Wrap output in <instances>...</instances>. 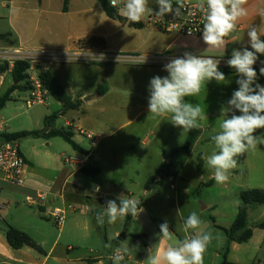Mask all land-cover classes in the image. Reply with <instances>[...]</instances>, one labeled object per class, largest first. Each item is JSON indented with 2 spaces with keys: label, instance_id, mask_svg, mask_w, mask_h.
I'll return each mask as SVG.
<instances>
[{
  "label": "crops",
  "instance_id": "obj_1",
  "mask_svg": "<svg viewBox=\"0 0 264 264\" xmlns=\"http://www.w3.org/2000/svg\"><path fill=\"white\" fill-rule=\"evenodd\" d=\"M190 1L199 2V0ZM61 2L62 9L54 12L50 7L52 0H0V33H10V37L7 41H0V47H30L27 44L29 41L34 40L35 35L38 34L41 29L42 23L49 25L55 23L56 19H54L52 15H57V19L60 18V16L70 15L72 14L73 4L77 5L76 0H70L68 11L64 12V0H60V4ZM87 3L92 2L85 0H80L78 2L81 6L86 5ZM149 4L156 8L154 12L158 11L156 0H149ZM246 8L248 9V15L238 21L236 32L225 38V47L221 49L209 48L203 42L202 38H187L160 31L147 24L149 15L140 22L143 24L142 28L131 27L135 31L147 28L149 30L148 34L137 36L131 43H126L127 37L118 35L117 32L121 29V27H119L116 31L109 33L108 35L111 36H107V38L99 36L97 39L101 42L99 46L92 43L76 44L72 50H81L83 53L90 54L103 53L106 55H157L159 53L166 52L177 57H182L185 52H189L197 56H211L215 59H219L221 61L219 70L225 74L226 82L217 83L213 80L203 86L202 90L206 94H208V89L213 90L212 101L219 105V109H221L222 106L226 105L230 98L227 91L229 90L230 92H233L237 87L236 82L229 79L231 76H237L235 69H232L231 72H227L226 67L223 64V60L230 58L233 49H242L243 47H249L250 49V45L248 43L249 38L247 36L249 26L253 25L260 27L264 24V19H262L260 15V13L264 11V0H248ZM83 13L84 11L82 14ZM152 15L155 14L153 13ZM109 20L111 27L113 28L118 26L117 24L128 25L127 23H122L111 18H109ZM233 37H235V39H233ZM262 38H264V36H262L261 39ZM49 65L46 64L44 67L51 70ZM164 65V63L125 64L119 62H103V90H101L100 93L96 92L94 96L95 100H101L103 98V163L101 162L102 158L100 157L101 150H99V146L95 149L93 155L87 161L88 166L99 168V172L95 176L85 175L81 172V169L73 166L75 167L74 171L73 169L71 173L68 171L62 179H57L56 181L49 180L42 175L43 173H41L40 169L32 162L30 156L22 150L19 143L21 152L27 162L25 185L17 186L5 181H0V198L2 199L0 201V264H113L110 257L113 254V248L116 246H126L129 248V252L122 264H140V262L147 259L149 255V248L152 247V251L155 252L157 247L163 249L168 244H172L176 240H182L184 238L185 233L181 229L183 219L187 218L189 212L186 210L183 212L181 210L179 197L181 195V191L186 192L187 189L185 186L180 184H171V186L174 185L172 188H174L175 206L171 203L168 205L167 203H164V205L162 204L165 208L164 211L160 210L161 204L160 200L158 201L155 197L156 194H154V197L151 196L154 192V187L151 188V185L155 182L160 183L163 180L157 173L159 166L165 161V154L169 153L174 148L181 146L186 141L188 136V131H182L181 128L173 126V124L167 120L166 117H153L149 114L148 98L150 79L156 75L161 77L168 75V73L163 70ZM12 84L13 79L10 72L0 75V89H5L6 92ZM28 96L25 98L26 105H28ZM49 97L50 95H48V98ZM79 98L82 101L80 106L81 108L84 105V101L82 99L86 98V95ZM205 100L209 103L211 102V99ZM73 111L74 110H68L61 113V115L70 116V118L65 119V123L68 125L67 128L73 131V140L87 151L89 146H85L83 143V141H86L87 139H85L82 134L76 135L74 129L80 128L84 131L93 132L95 126L87 124L86 128H81L80 126L74 124L75 118L71 116V112ZM52 115L53 114L46 115L44 117V123L46 118ZM210 115L211 113L206 112L205 119L200 121L202 127L199 128L201 131L199 138L197 139L194 149L185 162L179 176L167 179L178 180V178H180V175L184 172V169L194 150H196L198 145L206 139L205 137L208 131L218 133V124H216L215 119H212L214 117L219 118L220 114L214 115L213 117ZM77 119L80 120L79 118ZM143 119L144 121L141 122L138 127L136 126L131 131H127L123 137L117 138L115 135L117 130L112 131L109 129V124L112 122H118L117 124L122 123L117 128L120 129L121 127L129 124L133 125L137 121ZM147 123L149 124L148 126ZM55 125V120L54 126L50 123L52 128H54ZM146 127L151 129L149 134L151 135V142L153 144L152 147L140 153V155L136 157V160L129 158V153L136 150L137 138L140 134L139 132ZM44 128H41L40 130ZM0 130H3L2 126H0ZM4 133L16 132L4 131L0 133V137ZM50 139H45L47 140V145L49 146H51L53 142ZM76 152L78 154L81 153L78 151ZM244 159H246V154ZM129 165L135 168L133 172L134 174H130L129 171L126 170L127 167H130ZM141 166L149 169V171L145 173L146 175H144V178H140L138 176L140 175L138 168ZM202 167L203 160L201 168ZM77 173L97 179V182L101 180L99 178L103 177V180H101L102 183L99 182L100 184H96L101 186V191L96 192L93 189L90 190L93 194H87L83 185L71 180L72 176ZM152 179L154 180L150 182L151 184L149 186H147L149 181ZM211 183L212 181H209L204 185H210ZM11 190H14L17 194H15V196H24L26 201H28V198L35 199L38 196L39 191L48 192V197L37 203H30L28 201L31 205H37L38 211L31 208H19L15 209V212L18 213L11 215L10 205L12 200L10 198L12 197H1L3 192L7 193ZM157 191L160 192V189L158 188ZM121 194L126 197H135L139 199L141 201V207L144 211L139 214L137 219L132 218L129 222H127L126 217L123 221L118 220L112 225L107 223V227L110 230H106V243L110 242L113 245V248L105 247L103 250L93 251L81 246V244L74 246L72 242L70 243L69 241H64L61 233L56 234L52 225H49V222H47L52 211V208L47 205V199L50 196L61 199L63 207L68 205L70 202H83L86 206L84 210L85 212L89 210V204H92L93 213L96 214L99 212L97 210L98 207L102 206L100 204V197L103 198L104 204H106V201L108 200H116L119 204L118 197ZM143 197L145 201H148L147 204L143 201ZM50 202L53 205L55 203L54 199ZM48 208L50 210H48ZM157 209L159 212H157ZM85 212H83V214H86ZM19 213H21L22 216H20ZM165 220L168 221L170 231L173 234L172 240L163 238L160 234V227L156 225V222L159 221L160 223H163ZM136 222L145 227V232H143L142 237L138 236L139 234H130L129 232L128 226L130 225V228H132V223L135 224ZM206 225L209 226L205 220L202 225L205 230H207ZM8 226H13L30 236L42 248V252H38L27 246L20 249L11 247L7 242L5 235ZM62 227L59 228V231ZM127 228L128 231L125 238H121L122 231ZM83 231L86 233L88 232L87 226L83 227ZM130 235H132V239H130ZM243 244L233 242L230 246V251L235 252L236 250H239L240 246ZM220 249L223 248H217L215 251V258L219 256L218 253ZM227 260L233 263L246 264V262L240 259L229 260L227 258ZM213 263L216 264V260L215 262L213 261ZM222 263L223 261L217 262V264ZM255 263L263 264L264 262L258 260Z\"/></svg>",
  "mask_w": 264,
  "mask_h": 264
},
{
  "label": "rangeland",
  "instance_id": "obj_2",
  "mask_svg": "<svg viewBox=\"0 0 264 264\" xmlns=\"http://www.w3.org/2000/svg\"><path fill=\"white\" fill-rule=\"evenodd\" d=\"M73 4L72 14L60 16L57 19V15L54 17L55 23L41 24V29L38 34L35 35L34 40L28 42V46L34 48H45L59 52H67L73 49L77 44H94L99 46L100 40H97L99 36L106 37L116 31L119 27L121 29L117 32L118 35L127 37L126 43H131L137 36L147 35L149 30L143 29L135 31L133 28L124 24H117L116 27H111L108 16L103 12L100 3L97 0H85L92 3L86 5ZM153 11L156 10L153 6ZM52 11L61 10L62 2L60 0H52ZM85 9V10H83ZM84 13L82 14V12ZM57 16V17H56ZM53 19V20H54ZM109 63V62H107ZM121 63V62H119ZM50 67V71L58 78L61 85L74 99H77L83 95L84 105L80 109H76L71 112V116L75 118L74 124L81 128H86L87 124L94 125V134L101 137L98 146L100 151V157L103 163V98L94 99L96 92L103 90V62H87L82 60H64L57 62L46 63ZM105 64V63H104ZM259 68L256 67L258 74V83L264 86V76H259ZM238 76H231V81H236ZM235 90L238 88V85ZM100 88V89H99ZM208 94L200 93L196 97H186L185 99L193 104H200L206 112L211 113V117L221 114L219 105L212 101L213 90L208 89ZM5 92V89H0V96ZM231 98L232 92L227 91ZM28 96L27 90H17L12 94V100L7 105L0 109V126L3 127L1 132H18L24 130H40L45 127L44 117L46 115L55 114L56 118L51 121V125L56 121L54 128L61 129L67 128L65 119L70 118L68 115H61L62 104L56 101L54 98L49 97L46 104L33 105L29 107L25 103V98ZM204 98V99H203ZM229 98V99H230ZM205 99H211V102H207ZM88 101V103H87ZM226 106V105H224ZM84 111V112H83ZM240 113L237 111L236 113ZM79 118L80 120H78ZM142 119V118H141ZM217 125L218 132L220 131L219 123L220 117H214ZM143 120L137 121L135 124H129L120 129H117L122 123L117 124L112 122L109 125V129L116 131V137H123L127 131H131L134 127H138ZM149 124L147 123V126ZM54 126V125H53ZM76 135H79V131L74 129ZM149 127L140 131L137 138V147L132 153H129V158L136 160V157L143 151H146L152 147L151 135ZM92 132V133H93ZM264 132V130H258ZM217 134L216 132L208 131L206 139L201 142L197 149L194 150L189 162L187 163L184 172L177 179H163L160 183H154L151 188L154 187V192L151 195L160 200V210L164 211V203L172 204L175 206L174 188L171 184H177L185 186L186 192L181 191L179 197V204L181 210L189 212L196 211L201 219L209 224L207 230L212 233L213 239L208 245L204 254V264H216L223 261L225 251L227 248V236L222 227L226 229L230 228L235 220L238 208L241 205L240 194L242 191L251 189H264V145L258 146L255 151L246 152V159L238 162V167L231 170L229 181L225 184H217L213 178L212 172L206 166V157L211 155L215 150V144L211 137ZM86 139V138H85ZM52 145H47V140L43 138H36L33 136L20 139L19 143L22 150L27 153L32 162L40 169L42 175L49 180L62 179V177L75 167H70L64 164L63 160L65 156H77L78 153L61 137H54L52 139ZM85 146H89L88 140L83 141ZM97 146V147H98ZM90 147V146H89ZM88 147V148H89ZM201 155V156H200ZM128 156V155H127ZM203 160V167L199 165V159ZM136 164V162H135ZM126 168L130 174L135 170L134 167ZM138 171L140 178H144L145 173L149 171L147 167H139ZM134 174V173H133ZM103 180L102 178H99ZM71 180L77 182L85 187L87 194H90L93 190L96 191L97 179L87 177L81 173H77L72 176ZM212 181L210 185H204L205 183ZM102 183V182H101ZM100 184V183H99ZM179 187V186H178ZM160 189V192L157 189ZM180 189V188H178ZM12 191V192H11ZM2 193V198L10 196L12 203L10 205V214L14 215L15 209H34L38 211L37 205H31L24 196H15L14 190ZM93 194V193H91ZM5 195V196H4ZM17 195V194H16ZM55 201L54 205L50 202ZM2 199L0 198V201ZM147 200V199H146ZM143 201L147 202L144 200ZM1 204V203H0ZM163 204V205H162ZM47 205L54 211V207L65 209L66 218L62 229L59 231V227L52 219L51 213L49 215V225H52L54 231L63 235L64 241H69L74 246L81 244L88 250H103L106 244V230H110L107 227V218H105V224L103 226L98 225L96 222V214L93 213V205L89 204V210L84 211L86 206L83 202H70L63 207L62 201L59 198L50 196L47 199ZM153 205V204H152ZM48 210H50L48 208ZM98 211H103V207L99 206ZM85 212L86 214H83ZM157 212L159 210L157 209ZM22 216L21 213H19ZM20 218V217H19ZM10 219V217H9ZM11 220V219H10ZM159 220V219H158ZM19 222V221H18ZM264 222V206H249L248 210V225L253 230L252 238L246 243L240 246L239 250L235 252H227L225 256L229 260L240 259L246 264L255 263L258 260L264 262V229L259 227L258 224ZM20 224V223H18ZM161 223L158 221L156 225ZM132 228L128 226L130 234H139L142 237L145 232V227L142 224L136 222L132 223ZM218 225V226H217ZM87 226L88 232L83 231V227ZM222 226V227H221ZM23 228V227H22ZM128 228L122 231L127 233ZM121 234V235H122ZM132 239V235H130ZM220 246V247H219ZM223 246V247H221ZM217 248H223L219 251V256L215 258V251Z\"/></svg>",
  "mask_w": 264,
  "mask_h": 264
},
{
  "label": "clouds",
  "instance_id": "obj_3",
  "mask_svg": "<svg viewBox=\"0 0 264 264\" xmlns=\"http://www.w3.org/2000/svg\"><path fill=\"white\" fill-rule=\"evenodd\" d=\"M111 7L117 9L120 16L132 23H139L153 13L158 17L172 14L180 17L186 0H156L158 11H153L149 0H109ZM248 0H199L198 8L203 13L202 40L213 49L225 47V38L236 32L238 21L248 15ZM264 19V11L260 13ZM192 29L188 35H192ZM249 47L233 49L227 66L235 69L238 76V88L232 92L226 106H222L220 114V131L211 137L215 150L206 157V166L212 172L217 184L229 181L231 170L238 167L237 157L249 151H255L264 145V86L258 83V74L254 65L259 55H264V24L260 27L250 25L247 30ZM235 39V37H233ZM85 55L94 60H103L104 56ZM119 57H117L118 61ZM146 56L137 57L135 63L142 64ZM221 61L211 56H197L185 52L182 57L173 58L164 65L166 76L156 75L150 79L148 111L153 117H166L173 126L189 131L201 128L200 121L205 119L204 109L200 104L187 101L186 97H196L202 87L215 80L226 82V76L219 70ZM259 76H264V61H260ZM237 111L240 113L237 115ZM98 190V189H97ZM119 204L116 200L106 201L103 211L96 213L98 225H109L118 220L123 221L131 216L137 219L144 211L141 201L135 197L121 194ZM204 221L196 211H192L183 219L182 231L185 236L165 248L148 249L147 259L140 264H204V254L211 243L212 233L202 225ZM160 234L167 240L173 239L169 223L165 220L159 225ZM106 248H113L109 242ZM129 252L126 246H116L110 259L113 264H122Z\"/></svg>",
  "mask_w": 264,
  "mask_h": 264
},
{
  "label": "built area",
  "instance_id": "obj_4",
  "mask_svg": "<svg viewBox=\"0 0 264 264\" xmlns=\"http://www.w3.org/2000/svg\"><path fill=\"white\" fill-rule=\"evenodd\" d=\"M199 2H192L186 0L185 8L182 10L180 17H174L172 14H167L164 17H158L156 15H150L147 24L157 28L165 33L176 34L181 37L187 38H202V19L203 13L198 8ZM175 6V5H174ZM192 29V35H188V30ZM104 56L103 60H94L81 52V50H70L67 52L51 51L42 48H32L19 46L15 48H3L0 47V61L8 62L12 67L16 61H24L29 64L28 68V81H29V96L27 99L28 106L46 104L49 92L43 86L39 77L41 70H45L44 65L48 62H57L64 60H82L87 62H121L125 64H136L137 57L146 56V61L142 64L150 63H168L173 58H178L166 52L159 53L157 55H133V54H116L106 55L103 53H93L94 56ZM117 57H119L117 61ZM229 58L223 60V64L226 69H233L227 66L226 61ZM260 61H264V58H259L254 67H260ZM70 126V125H69ZM80 134L90 142V147L86 153H80L77 156H65L64 164L67 166H75L78 169H82L87 165L88 159L93 155L98 143L101 139L99 135H95L92 132L84 131L77 128ZM27 162L21 152L19 140L7 139L0 137V181H5L17 186H24L26 181ZM174 187V185H172ZM98 189V190H97ZM101 191V186H96V192ZM48 197V192L39 191L38 196L34 198H28L30 203H37L43 201ZM100 204L106 206L103 203V198L100 197ZM66 210L62 208H55L51 213L52 219L56 225L61 228L64 225L66 218Z\"/></svg>",
  "mask_w": 264,
  "mask_h": 264
},
{
  "label": "trees",
  "instance_id": "obj_5",
  "mask_svg": "<svg viewBox=\"0 0 264 264\" xmlns=\"http://www.w3.org/2000/svg\"><path fill=\"white\" fill-rule=\"evenodd\" d=\"M105 14L116 21L127 23L130 27L133 28H142V23H132L126 18L119 15L117 9L111 7L109 0H98ZM70 0H64L63 11L67 12L69 7ZM175 5V1L173 0ZM10 37V33H0V41H7ZM264 40V38H262ZM259 58H264V55H259ZM28 68L29 64L24 61H16L11 67L8 62L0 61V75H4L8 72L11 73L13 84L12 86L0 96V109L4 108L6 104L12 100V94L17 90H29V81H28ZM227 72H231L232 69H226ZM39 77L42 81L43 86L48 90L50 97L54 98L56 101L62 104V112L64 113L68 110H76L80 108L82 101L80 98L74 99L69 95L63 86L60 84L58 79L53 75V73L48 70H41ZM56 118V115L46 118L45 128L42 130H33V131H20L16 133H4L1 137L7 139H22L28 136H33L37 138L50 139L53 137H61L68 144L72 146L75 151L86 153L87 151L77 144L74 140V133L69 128L56 129L50 126V123L53 119ZM200 129L194 128L188 131V136L186 141L176 148H174L169 153L165 154V161L161 163L158 168V176L162 179L166 178H176L181 173V170L187 161L188 157L191 155L195 143L200 135ZM245 154L238 156L237 161L244 160ZM199 165L202 166V159H199ZM81 172L88 176H95L99 172V168H93L86 165L81 169ZM154 179L149 181L147 186H149ZM241 205L238 208V213L233 221L230 228H223L227 239L228 245L226 248V253L230 251V246L233 242L243 244L248 242L253 236V230L248 225V210L249 206H264V189H251L242 191L240 194ZM142 206V205H140ZM132 219L131 216L127 217V222ZM259 227L264 229V222L258 224ZM7 242L9 245L15 249H20L23 247H30L35 249L38 252H42V248L26 233L14 228L13 226H8L5 232ZM225 253V255H226ZM224 255L222 264H239L233 263L227 260V256ZM258 264V263H251ZM264 264V263H263Z\"/></svg>",
  "mask_w": 264,
  "mask_h": 264
},
{
  "label": "water",
  "instance_id": "obj_6",
  "mask_svg": "<svg viewBox=\"0 0 264 264\" xmlns=\"http://www.w3.org/2000/svg\"><path fill=\"white\" fill-rule=\"evenodd\" d=\"M52 125H54V122L52 123ZM125 236H126V233H123V234L121 235V238H125Z\"/></svg>",
  "mask_w": 264,
  "mask_h": 264
}]
</instances>
